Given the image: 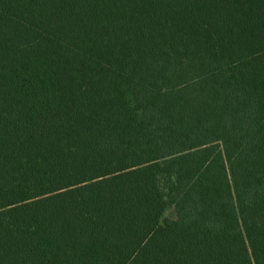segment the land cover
<instances>
[{
    "label": "trees",
    "instance_id": "1",
    "mask_svg": "<svg viewBox=\"0 0 264 264\" xmlns=\"http://www.w3.org/2000/svg\"><path fill=\"white\" fill-rule=\"evenodd\" d=\"M0 264H264V0H0Z\"/></svg>",
    "mask_w": 264,
    "mask_h": 264
}]
</instances>
